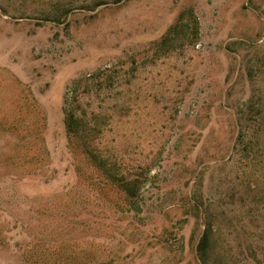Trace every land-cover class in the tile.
<instances>
[{
  "label": "rangeland",
  "instance_id": "374dc122",
  "mask_svg": "<svg viewBox=\"0 0 264 264\" xmlns=\"http://www.w3.org/2000/svg\"><path fill=\"white\" fill-rule=\"evenodd\" d=\"M104 2L0 0V264H264V0Z\"/></svg>",
  "mask_w": 264,
  "mask_h": 264
},
{
  "label": "trees",
  "instance_id": "16d2710c",
  "mask_svg": "<svg viewBox=\"0 0 264 264\" xmlns=\"http://www.w3.org/2000/svg\"><path fill=\"white\" fill-rule=\"evenodd\" d=\"M11 5H15L14 13L12 17L22 18L31 17L32 15L36 17V23L41 24L46 21L52 22H63L69 13H71L75 8H95L97 6L103 5L106 2L104 0L99 1H87L82 0L83 4L77 7L74 3L76 0H6ZM118 0H115V2ZM5 12H7L5 10ZM34 13V14H33ZM64 125L68 134L76 137L79 133V127L76 124V117L73 111H64ZM197 254L201 264H211L209 257L211 252V227L206 226L199 238L197 243Z\"/></svg>",
  "mask_w": 264,
  "mask_h": 264
}]
</instances>
